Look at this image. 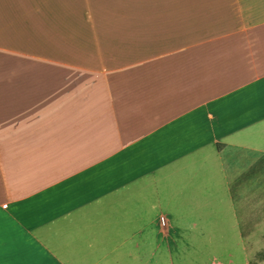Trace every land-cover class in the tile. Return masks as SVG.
<instances>
[{
  "label": "crops",
  "instance_id": "0c3cea01",
  "mask_svg": "<svg viewBox=\"0 0 264 264\" xmlns=\"http://www.w3.org/2000/svg\"><path fill=\"white\" fill-rule=\"evenodd\" d=\"M251 198L264 0H0V264H156Z\"/></svg>",
  "mask_w": 264,
  "mask_h": 264
},
{
  "label": "rangeland",
  "instance_id": "374dc122",
  "mask_svg": "<svg viewBox=\"0 0 264 264\" xmlns=\"http://www.w3.org/2000/svg\"><path fill=\"white\" fill-rule=\"evenodd\" d=\"M248 220H242L246 231L252 228L254 222H264V204L251 198ZM210 226L198 230L196 235L183 237L184 242L180 244L176 240L177 251L169 253L170 260H167L166 253L156 252V264H264V251H251V248L264 249V229L261 234L241 237L231 234L230 227L226 221H212ZM259 233V231H257ZM245 245L248 252L238 251L237 245ZM233 248V249H232ZM231 249V250H230Z\"/></svg>",
  "mask_w": 264,
  "mask_h": 264
},
{
  "label": "built area",
  "instance_id": "2783aa9c",
  "mask_svg": "<svg viewBox=\"0 0 264 264\" xmlns=\"http://www.w3.org/2000/svg\"><path fill=\"white\" fill-rule=\"evenodd\" d=\"M162 224L165 225V220L164 219H162Z\"/></svg>",
  "mask_w": 264,
  "mask_h": 264
}]
</instances>
